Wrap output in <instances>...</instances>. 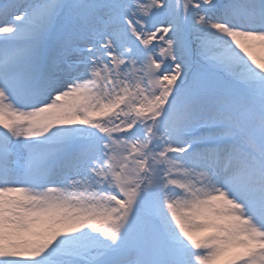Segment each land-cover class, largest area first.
<instances>
[{
    "label": "snow or ice",
    "instance_id": "6c2138e0",
    "mask_svg": "<svg viewBox=\"0 0 264 264\" xmlns=\"http://www.w3.org/2000/svg\"><path fill=\"white\" fill-rule=\"evenodd\" d=\"M0 264H264V0H0Z\"/></svg>",
    "mask_w": 264,
    "mask_h": 264
}]
</instances>
